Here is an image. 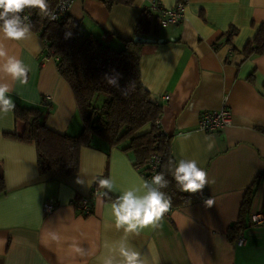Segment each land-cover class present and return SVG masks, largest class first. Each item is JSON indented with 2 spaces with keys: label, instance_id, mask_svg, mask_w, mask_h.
Returning <instances> with one entry per match:
<instances>
[{
  "label": "crops",
  "instance_id": "1",
  "mask_svg": "<svg viewBox=\"0 0 264 264\" xmlns=\"http://www.w3.org/2000/svg\"><path fill=\"white\" fill-rule=\"evenodd\" d=\"M68 1V14L81 31L113 48L135 36L151 39L139 43L140 77L150 99L162 105L159 126L170 138L173 170L181 159L196 160L208 183L188 192L189 201L167 217L126 231L117 226L112 204L129 189L137 196L147 189L123 144L109 147L95 138L93 147L80 149L77 173L40 174L34 145L6 135L21 132V123L12 111L0 112L5 184L0 264H126L122 249L139 253L142 264H264V225L251 226L246 217L241 246L227 236L245 190L256 179L250 214L264 207V53L244 51L264 31V0H182L186 8L179 24L152 22L145 35L135 32L149 3L171 7L180 0H133L109 8L102 0ZM0 46L7 53L0 66L14 57L30 69L21 83L0 68V84L10 86L7 95L14 103L47 111L44 122L58 133L79 134L82 119L74 96L56 59L46 55L39 32L30 27L21 40L0 32ZM222 107L232 112L229 126L216 132L197 129L202 111ZM108 177L112 190L96 185ZM94 184L98 194L91 197V213L81 215L74 200L90 196ZM46 201L55 205L49 212L43 211Z\"/></svg>",
  "mask_w": 264,
  "mask_h": 264
},
{
  "label": "trees",
  "instance_id": "2",
  "mask_svg": "<svg viewBox=\"0 0 264 264\" xmlns=\"http://www.w3.org/2000/svg\"><path fill=\"white\" fill-rule=\"evenodd\" d=\"M109 8L114 3L131 4L133 0H102ZM46 12L38 8H25L31 15L28 24L37 30L47 46V55L56 59L59 75L67 82L74 96L77 111L82 119V129L77 135L58 133L44 122L47 111L15 104L11 110L15 120L22 125L21 132L6 133L7 136L25 143H32L37 154L40 174L54 173L72 175L78 172L80 149L93 147L95 138L107 146H120L131 152L134 166L143 176H148L149 158L160 157L154 175L162 172L169 184L162 188L171 198L170 211L189 201L188 192L176 185L172 173L170 138L156 120L162 114V105L150 99L149 91L142 85L140 77V44L132 39L125 41L120 49L84 34L80 22L68 11L61 18L50 19L56 0H46ZM159 25L157 16L144 9L136 25V34L145 35L152 24ZM3 22L0 21V24ZM235 30H229L232 37ZM245 53H264V31H259L247 43ZM113 80L114 83H108ZM98 95H103L98 104ZM258 179L247 187L242 197L238 215L229 227L227 236L235 240L239 229H244L246 217H250V206L254 187ZM98 186V182H96ZM95 186V184H94ZM5 190L4 177L0 170V194ZM93 190V189H92ZM79 199L78 197L76 200ZM264 213V207H262Z\"/></svg>",
  "mask_w": 264,
  "mask_h": 264
},
{
  "label": "clouds",
  "instance_id": "3",
  "mask_svg": "<svg viewBox=\"0 0 264 264\" xmlns=\"http://www.w3.org/2000/svg\"><path fill=\"white\" fill-rule=\"evenodd\" d=\"M49 5L46 0H0V32L5 37L13 40L26 38L30 31V26H21V16L19 15L25 8H38L41 12H46ZM50 16V19H55ZM7 56L6 51L0 46V58ZM2 70L10 75L14 81L27 82L29 67L23 61L14 57H8L6 63L0 66ZM113 84V80H108ZM12 89L8 84H0V112L7 113L15 108V103L11 96L7 95ZM212 145H209L211 149ZM173 179L182 192L195 193L202 190L208 183L207 172L198 167L196 160H179L174 172ZM151 183L159 188L150 187L147 180L143 187L147 192L143 196H137L135 191L129 189L118 196L112 204V212L116 218L117 226H126V231H136L137 228L155 224L169 210L171 198L159 189L166 188L169 181L165 179L162 172H158L151 177ZM99 187L112 190L114 182L111 177L98 181ZM208 206L213 204V200L206 201ZM126 264H142L139 260V253L122 249ZM110 264V262H109Z\"/></svg>",
  "mask_w": 264,
  "mask_h": 264
},
{
  "label": "built area",
  "instance_id": "4",
  "mask_svg": "<svg viewBox=\"0 0 264 264\" xmlns=\"http://www.w3.org/2000/svg\"><path fill=\"white\" fill-rule=\"evenodd\" d=\"M69 1L68 0H56L54 7L51 11V16H55L54 20H57L64 15L66 11H68ZM186 3L182 0L177 1L173 6L168 7L161 4L158 1H151L149 5L146 7L147 11L156 14L158 23L160 26L164 27L169 24H179L184 19ZM21 16L22 25H27L31 21V15L26 12L25 10L19 14ZM44 48L47 55V46L44 41ZM48 98V97H47ZM165 99H168L169 96L165 95ZM49 108L50 105L47 104ZM232 122V112L226 108L222 107L217 110H204L200 113L198 122H197V129L203 132H216L220 129H223L229 126ZM156 123L159 124V119L156 120ZM160 161V157L157 154L151 155L148 160V176H143L145 180L148 181L150 187L159 188V186L154 185L151 183V177L154 176L155 171L158 168V164ZM162 191L161 189H159ZM98 194L97 187L94 186L92 193L90 196L87 197H80L79 199L74 200V206L76 210L81 215H89L91 213V197L93 195ZM54 204L50 201H46L43 204V211L49 212L54 208ZM169 210L163 215L167 217L169 215ZM249 225L251 226H258L264 225V213L256 212L250 214L249 217ZM243 229H239L236 236H235V245L241 246L244 244V237L242 234Z\"/></svg>",
  "mask_w": 264,
  "mask_h": 264
},
{
  "label": "water",
  "instance_id": "5",
  "mask_svg": "<svg viewBox=\"0 0 264 264\" xmlns=\"http://www.w3.org/2000/svg\"><path fill=\"white\" fill-rule=\"evenodd\" d=\"M134 42H138V43H146V42H150L151 39L149 38H145V37H141V36H135L132 39Z\"/></svg>",
  "mask_w": 264,
  "mask_h": 264
},
{
  "label": "rangeland",
  "instance_id": "6",
  "mask_svg": "<svg viewBox=\"0 0 264 264\" xmlns=\"http://www.w3.org/2000/svg\"><path fill=\"white\" fill-rule=\"evenodd\" d=\"M103 95H98L97 103L99 104L102 100Z\"/></svg>",
  "mask_w": 264,
  "mask_h": 264
}]
</instances>
